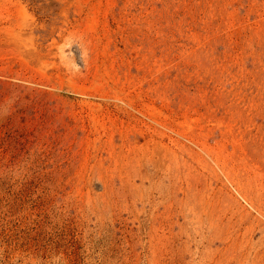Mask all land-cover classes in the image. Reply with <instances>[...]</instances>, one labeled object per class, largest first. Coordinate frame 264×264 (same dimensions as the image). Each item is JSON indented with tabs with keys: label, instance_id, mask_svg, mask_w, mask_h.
<instances>
[{
	"label": "rangeland",
	"instance_id": "obj_1",
	"mask_svg": "<svg viewBox=\"0 0 264 264\" xmlns=\"http://www.w3.org/2000/svg\"><path fill=\"white\" fill-rule=\"evenodd\" d=\"M0 264H264V0H0Z\"/></svg>",
	"mask_w": 264,
	"mask_h": 264
}]
</instances>
